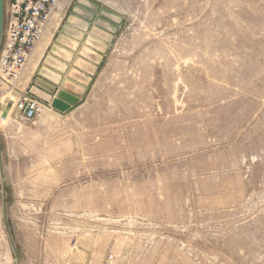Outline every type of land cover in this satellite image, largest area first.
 I'll return each instance as SVG.
<instances>
[{
  "label": "rangeland",
  "instance_id": "rangeland-1",
  "mask_svg": "<svg viewBox=\"0 0 264 264\" xmlns=\"http://www.w3.org/2000/svg\"><path fill=\"white\" fill-rule=\"evenodd\" d=\"M67 2L96 70L33 121L0 82V256L264 264V0Z\"/></svg>",
  "mask_w": 264,
  "mask_h": 264
},
{
  "label": "crops",
  "instance_id": "crops-1",
  "mask_svg": "<svg viewBox=\"0 0 264 264\" xmlns=\"http://www.w3.org/2000/svg\"><path fill=\"white\" fill-rule=\"evenodd\" d=\"M54 14L18 84L20 91L29 92L43 107L57 90L83 91L98 62L96 54L81 43L88 18L80 8L61 0Z\"/></svg>",
  "mask_w": 264,
  "mask_h": 264
},
{
  "label": "built area",
  "instance_id": "built-area-1",
  "mask_svg": "<svg viewBox=\"0 0 264 264\" xmlns=\"http://www.w3.org/2000/svg\"><path fill=\"white\" fill-rule=\"evenodd\" d=\"M61 0H4L0 43V82L15 99L14 111L22 119L33 121L43 106L37 99L20 91L18 84L27 62L40 42L45 28ZM0 256V264H14ZM112 257L109 258L111 264Z\"/></svg>",
  "mask_w": 264,
  "mask_h": 264
},
{
  "label": "water",
  "instance_id": "water-1",
  "mask_svg": "<svg viewBox=\"0 0 264 264\" xmlns=\"http://www.w3.org/2000/svg\"><path fill=\"white\" fill-rule=\"evenodd\" d=\"M3 10H4V0H0V43L2 37V28H3Z\"/></svg>",
  "mask_w": 264,
  "mask_h": 264
},
{
  "label": "bare ground",
  "instance_id": "bare-ground-1",
  "mask_svg": "<svg viewBox=\"0 0 264 264\" xmlns=\"http://www.w3.org/2000/svg\"><path fill=\"white\" fill-rule=\"evenodd\" d=\"M55 15V14H54Z\"/></svg>",
  "mask_w": 264,
  "mask_h": 264
}]
</instances>
